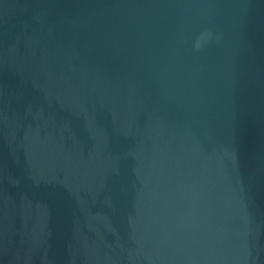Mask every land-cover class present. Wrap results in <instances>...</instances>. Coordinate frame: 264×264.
<instances>
[{"label": "water", "instance_id": "1", "mask_svg": "<svg viewBox=\"0 0 264 264\" xmlns=\"http://www.w3.org/2000/svg\"><path fill=\"white\" fill-rule=\"evenodd\" d=\"M0 264H264V0H0Z\"/></svg>", "mask_w": 264, "mask_h": 264}]
</instances>
